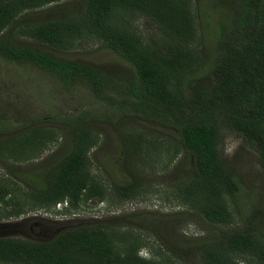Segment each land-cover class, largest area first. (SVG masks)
<instances>
[{
  "label": "trees",
  "instance_id": "16d2710c",
  "mask_svg": "<svg viewBox=\"0 0 264 264\" xmlns=\"http://www.w3.org/2000/svg\"><path fill=\"white\" fill-rule=\"evenodd\" d=\"M211 3L218 15L212 45L204 37L209 23L200 21L194 0H0V59L37 70L63 89H88L106 106L104 114L84 110L50 118L48 126L36 117L0 128V161L26 166L59 143L63 134L52 123L62 125L69 139L41 180H22L30 205L57 212L56 205L66 202L71 214L88 202L133 201L146 190L138 171L150 164L155 146L156 154L169 156L166 169L179 160L169 178L174 200L207 226L203 236L189 237L178 226L189 213L157 221L142 212L115 215L64 227L43 240L0 237V264H264V186L235 224L231 209L240 184L220 150L223 131L231 130L257 151L264 174V0ZM136 17L157 27L159 37L143 40ZM86 38L129 63L134 74L123 77L59 56ZM128 120L168 129L172 137L143 133ZM109 126L123 129L120 150L137 173L129 169L132 179L121 185L92 171L90 152ZM3 182L0 177V216L31 212L17 202L5 211L12 192ZM142 229L161 249L149 248Z\"/></svg>",
  "mask_w": 264,
  "mask_h": 264
},
{
  "label": "rangeland",
  "instance_id": "374dc122",
  "mask_svg": "<svg viewBox=\"0 0 264 264\" xmlns=\"http://www.w3.org/2000/svg\"><path fill=\"white\" fill-rule=\"evenodd\" d=\"M194 1L197 4L194 9L200 16V21L204 26L209 23L210 28L205 29L206 35L204 37L212 45V36L218 15L212 11L211 0ZM43 14L30 13L29 15L31 17L45 16ZM133 25L145 41L152 42L159 37L158 28L145 18L136 17L133 20ZM59 56L81 64L95 66L123 77H131L134 74L133 67L129 63L123 61L112 51L103 48L101 43L93 39L81 40L76 43L75 49L71 50L70 53H61ZM84 110H93L104 114L106 113V106L96 101L88 89L79 88L71 91L63 89L54 80L37 70L19 67L0 59V128H15L25 122L29 123L31 119L36 117H43L42 124L48 126L50 118L75 115ZM131 122V120L127 121L129 127H134L143 133L146 132L147 134L150 131H152L151 133H163L167 135L165 138L167 140L172 137V133L168 129H162L144 121L133 124ZM52 126H56L63 135L59 143L47 151L39 160L28 162L27 166L25 163L20 164L11 160L0 161V177L5 181L3 183L6 185V190L12 192L11 196L7 198L12 201L11 207H4L5 211L16 208L15 202L31 209V212H26L21 217L6 219L1 214L0 237L43 240L52 238L56 232L73 224L84 226L89 222H94L95 219L138 212L157 217L155 221L163 214L189 213L187 216L190 215V219H182V223H178V226L184 225L185 227L182 231L183 235L201 237L206 234L204 229L207 230V226L200 224L202 223L201 220L196 219L194 214L190 213L179 201L174 200L171 195L169 178L171 180L172 175L170 172L179 160H176L173 165L169 166L170 168L166 169L169 156H162L158 152L156 154L153 151L155 146L150 150L153 154L150 164L140 167L138 171L146 190L144 189L142 195L133 201L117 202L115 200V203L113 200L104 204L95 201L88 202L71 214L66 211L68 206L62 210L57 208V212L53 209L39 210L32 207L28 197L30 188L23 184L22 180H41L43 175L56 165L58 158L64 153L63 150L66 148L67 142H69L62 125L54 122ZM104 131L100 145L90 152L93 174L97 177H105L111 184L127 183L132 179L130 172L136 173V171L133 170L132 164L129 167V172L124 152L120 150L118 136L123 129H114L109 126L104 128ZM125 139L128 140V138ZM220 150L228 168L234 172L240 184V191L235 199L236 203L232 204L231 209L235 216V224L240 226L242 217L250 213L252 208L250 206L254 205L252 204L253 201L258 200L263 193L264 174L258 162L257 151L231 130L223 131ZM63 210L64 212H62ZM175 222L172 224L176 225ZM156 224L157 227L160 226V222H156ZM133 227L139 229L136 225ZM208 228L210 229V227ZM140 231L146 238V242L149 243V248L161 249L157 238L150 233V230L142 229ZM142 254L150 255V251L142 250Z\"/></svg>",
  "mask_w": 264,
  "mask_h": 264
},
{
  "label": "clouds",
  "instance_id": "9594fccd",
  "mask_svg": "<svg viewBox=\"0 0 264 264\" xmlns=\"http://www.w3.org/2000/svg\"><path fill=\"white\" fill-rule=\"evenodd\" d=\"M66 206H68V203L64 202V203H59L56 205V209H60L62 210L63 208H65ZM140 255L143 257V258H146V259H150V255H143L142 252L140 253Z\"/></svg>",
  "mask_w": 264,
  "mask_h": 264
}]
</instances>
